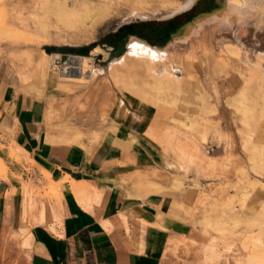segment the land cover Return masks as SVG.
<instances>
[{"label": "rangeland", "instance_id": "obj_1", "mask_svg": "<svg viewBox=\"0 0 264 264\" xmlns=\"http://www.w3.org/2000/svg\"><path fill=\"white\" fill-rule=\"evenodd\" d=\"M47 1L0 0V75L3 86L7 88L4 100L10 96L13 100L24 99L28 103L42 104L44 125L51 134L46 137L47 140L67 145L78 143L90 151L103 136L109 107L119 92L155 108L156 115L147 128L153 142L147 138V144H159L156 141L160 140L165 129L175 131L176 134L182 131L178 133L182 137L187 132H194L178 124L182 120H188L187 114L194 115L192 105H195L196 99H189L185 94L180 97L170 84L152 87L148 78L147 84L142 83L141 86L130 80L115 83L116 85L110 81V68L113 64L121 63L126 43H122L117 50H111L108 48L110 39L105 40L104 36L119 23L147 20L151 22L150 29L148 27L143 31L154 41L157 39L155 29L172 28L180 24L181 31L196 14L218 7L219 0H203L202 3L197 0L191 8L180 14L150 16L138 20L132 15L136 8L153 13L157 10H169L170 5L163 0H107L106 15L93 28L84 23L70 27L54 19L50 13L42 10ZM81 1L65 0V3L68 6H79ZM83 1H89L93 5L101 3L100 0ZM199 3V7H196ZM40 21L46 23L45 29L39 26ZM90 40H102V52L105 50L108 53L104 55L100 50L89 54L92 56V63L86 65L88 81L67 80L58 84L57 71L54 69L49 70L44 79L40 78L37 69L40 58L48 61L47 58H42L44 44ZM237 64L233 62L231 65L236 68ZM170 70L181 74L174 67ZM194 71L200 76L201 83L192 81L185 90L191 91L189 93L193 95L199 91L201 101L198 99L199 107L194 116L199 123V132H203V128L207 130V139L201 143L198 151L187 145L170 150L161 145L178 162L177 175L172 174L169 184L179 193L182 202H186L188 198L190 211L195 218L194 228L191 234L170 238L163 257L167 264H264V175L255 173L250 167L255 162L261 169L264 168V121L259 115L264 101L260 97L256 100L247 92L244 104L250 108V113L243 117L239 110L227 102L241 83V90L246 92L242 81L236 77L235 84L225 71L218 70L212 80L206 79L202 68L195 67ZM28 84L44 87V91L39 95L34 89L25 90ZM211 107L215 110L210 111ZM15 112V104L12 108L0 110V176L6 174L9 165L15 160H23L22 153L26 154L15 143ZM210 121L218 128L214 129ZM245 142L249 147H244ZM249 143L255 146L250 147ZM193 150L199 152L202 159ZM251 153L254 157L249 159L248 155ZM179 155L183 159H179ZM195 157L197 159L194 160ZM153 174L155 173L151 172ZM51 179L48 178V182L39 178L30 186L22 184L23 208L25 214L28 213L30 224L38 220L42 222L47 217L46 206L38 197L43 192L50 197L59 194L60 188L55 187ZM177 181L180 184L174 186ZM155 184L148 173H139L134 187H143L149 191ZM80 200L82 204L88 205V199ZM114 220L125 223V216L123 213L119 214Z\"/></svg>", "mask_w": 264, "mask_h": 264}, {"label": "crops", "instance_id": "obj_2", "mask_svg": "<svg viewBox=\"0 0 264 264\" xmlns=\"http://www.w3.org/2000/svg\"><path fill=\"white\" fill-rule=\"evenodd\" d=\"M150 24L122 22L104 39H110L111 50L119 49L131 35L161 46L182 28L159 27L158 40L153 41L143 31ZM101 44L102 40L47 42L42 49L89 55ZM1 66L0 61V70ZM6 93L0 75V110L15 104V143L26 154L0 176V264H167L163 257L167 242L191 234L195 218L188 198L182 202L169 184L172 174L177 175V160L161 145L145 142L152 139L147 128L155 108L119 92L109 107L102 138L88 151L78 143L47 140L51 134L44 125L43 105L10 96L4 100ZM113 136L134 142L122 146ZM139 173H148L156 183L151 190L134 187ZM39 178L48 182L52 178L60 190L56 197L44 192L38 197L47 217L30 224L22 184L30 186ZM81 198L88 199V205ZM122 213L125 223L115 222Z\"/></svg>", "mask_w": 264, "mask_h": 264}, {"label": "bare ground", "instance_id": "obj_3", "mask_svg": "<svg viewBox=\"0 0 264 264\" xmlns=\"http://www.w3.org/2000/svg\"><path fill=\"white\" fill-rule=\"evenodd\" d=\"M196 1L197 0H195V3ZM100 2L101 3L99 4L94 3L95 5H93L92 3L90 4L89 1L87 2L82 0L79 3V6H76L77 4L68 6L65 3V0H48L42 7V10L44 13H50L54 19L70 27L78 26L81 23H84L90 28H93L95 24L101 21L106 15L105 3L107 0H100ZM163 2L170 5L169 10H157L151 13L136 8L132 11V15L135 19L148 18L150 16L166 17L180 14L195 4L193 3L192 6L183 11L184 3L181 4V0H163ZM218 4L219 6L215 7L213 10L203 11L193 16V18L185 24L187 25V28L184 25L181 31L176 33L173 37L171 36L172 38L161 46L152 44L150 41L136 35L129 36L125 41L126 47L121 63L119 65L113 64L110 68V81L115 84L130 80L132 83H137L138 86H141L142 83H146L148 78L149 84L152 87H162L163 85L166 86V84H170L169 86H173L174 91L178 93L180 97L185 94L189 99H196L194 101L195 105H192V110L195 115V112L199 107L197 106L199 105L198 99L201 101V96L199 95V91L195 92L193 95L189 93L191 91L188 92L185 90V88L189 87L192 81L197 82V84L201 83L200 76L194 71L195 67L205 70V76L208 80H212L218 70L225 71L229 76H231V78H233L232 80L235 84H237L235 81L236 77L239 81H242L246 90V92L241 90L240 87H242V83L239 87H237V85V89L233 91V95L227 99L228 104H232L236 110H239L243 117L248 115L250 113V108L246 106L247 104H244V97L247 92L248 94L254 96L256 100L260 97L261 100L264 101V14H254V17L247 21L243 26L237 25L235 23V19L233 18L232 28H221L220 22L228 16L229 8L226 0H219ZM192 21L203 22L205 26L202 33H199L198 27L194 28L191 24H189ZM39 26L42 29H45L46 23L40 21ZM255 26H262L260 27L259 33L255 30ZM243 28L251 29V31L244 32V36L242 38L220 37L228 32H232L234 35L240 34ZM100 50L102 52L100 47H96L92 52L95 53ZM103 52L104 55H107L108 53L105 50ZM43 57L47 58L48 61L43 59L41 60L40 58L38 63L37 69L39 70L41 79H44V76L49 70L54 69L57 71L58 84H63L67 80H75L79 82L88 81L86 65L92 63L91 55L63 54L57 52H46L43 50L42 58ZM233 62H237L238 67L235 65L236 68H234L233 65H231ZM134 67L135 69H132ZM173 67L176 70H179L181 74L172 72L170 69ZM25 88V90L34 89V92L39 95L44 91V87H40L35 84H28ZM209 110L213 111L215 109L211 107ZM194 115L192 116L191 114H187L188 120H182L178 125L185 127V129L192 130L195 133L191 132V134L190 132H187V135L185 134L186 136L184 135V137H182L178 134L182 131L176 134L174 133L175 131L173 132L169 129H165L164 132H162L163 135L161 134L162 136L160 140L155 141L157 143L159 142V145L163 144L164 146L169 147L166 150H170L177 146L179 148V146L187 145V147L198 151L201 143L207 139V130L205 128H201L203 132H199V123ZM259 115L260 119L264 121V105H261ZM210 123L209 124L214 127V129L218 128L214 122L210 121ZM249 123H251V121ZM205 125L207 126V124ZM210 125L208 127H210ZM113 137V140L122 146H128L131 142H134L132 138L127 136ZM148 140L152 141L150 138H148ZM247 144L245 142L243 144L244 147H246ZM249 144L251 145V143ZM253 146H255V144L250 147ZM195 150H193V152ZM194 153L198 154L199 152ZM181 156H178L179 159H183ZM196 156L198 157L199 154ZM197 157H195L194 160L197 159ZM253 157L252 153L251 155H248L249 159ZM189 158H192V156ZM203 158L205 157L203 156ZM209 160L211 162L213 161L212 159ZM250 167L255 173L264 175V172H262V169L264 168L261 169V166L259 167L255 164V162H253ZM178 184H180L179 181L175 182L173 185L178 186ZM262 234H264V232H262Z\"/></svg>", "mask_w": 264, "mask_h": 264}, {"label": "clouds", "instance_id": "obj_4", "mask_svg": "<svg viewBox=\"0 0 264 264\" xmlns=\"http://www.w3.org/2000/svg\"><path fill=\"white\" fill-rule=\"evenodd\" d=\"M228 8H229V14L227 17H225L220 23L221 28L233 27V18L235 19V23L237 25H245L247 21L251 20L254 17V14L261 13L264 14V0H226ZM185 3V0H181V4ZM195 3V0L194 2ZM189 24H191L194 28H199V33L203 32L204 24L203 22L199 21H192ZM187 28V25H185ZM260 27L262 26H255V30L259 33ZM251 29L243 28L242 32L240 34L234 35L232 32H228L223 34L220 37L223 38H242L244 36V32H250Z\"/></svg>", "mask_w": 264, "mask_h": 264}, {"label": "snow or ice", "instance_id": "obj_5", "mask_svg": "<svg viewBox=\"0 0 264 264\" xmlns=\"http://www.w3.org/2000/svg\"><path fill=\"white\" fill-rule=\"evenodd\" d=\"M193 2H194V0H185L183 11L186 10V9H188L190 6H192L193 5ZM202 2H203V0H200V3H202ZM200 3L197 4L196 7H199ZM195 8H193L192 10L194 11Z\"/></svg>", "mask_w": 264, "mask_h": 264}, {"label": "water", "instance_id": "obj_6", "mask_svg": "<svg viewBox=\"0 0 264 264\" xmlns=\"http://www.w3.org/2000/svg\"><path fill=\"white\" fill-rule=\"evenodd\" d=\"M64 54V53H63Z\"/></svg>", "mask_w": 264, "mask_h": 264}]
</instances>
